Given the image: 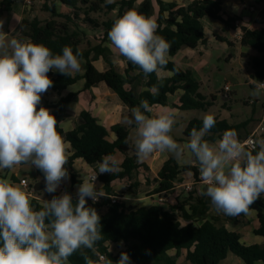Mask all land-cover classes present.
<instances>
[{"label":"trees","instance_id":"1","mask_svg":"<svg viewBox=\"0 0 264 264\" xmlns=\"http://www.w3.org/2000/svg\"><path fill=\"white\" fill-rule=\"evenodd\" d=\"M44 1V9L51 12L52 18L47 20L24 18L21 22V34L28 39L27 42L47 46L54 55L62 54L63 47L70 46L74 53L77 50L81 53L80 59H86L83 75L73 74L67 77L54 70L50 71L48 76L53 81V87L48 91L60 92L84 78L85 88L105 82L130 109L139 106L141 101H147L149 106L166 105L169 102V95L179 89L184 91L180 97V107L184 110H206L217 100L216 94L210 96L204 94L201 91L202 84L194 79L192 72L181 69L171 57L183 47L196 48L207 42L202 21L205 16L222 20L226 27H234L236 17L228 16L225 19L222 16L223 0H192L186 5L158 0L160 9L157 17V34L170 45L168 62L162 69L171 71L173 73L171 76H160L156 72L145 76L137 65L128 60L124 72H119L108 58L111 51L107 46L102 43L92 45L88 42V48H81L86 33L75 23V19H79V11L83 13L84 21L89 25L105 28L103 39L106 40L115 19L121 16L125 8H132L136 0H118L113 3H107L106 0H59L73 8L72 16L59 13L54 5L46 4L49 0ZM14 2L15 0H3L0 11H11ZM254 2L261 5L259 17L264 20L262 0H254ZM140 9L144 16L150 17L154 13L153 0H144ZM114 10L117 11L116 16L107 20L100 21L92 15L96 12ZM57 17H63L65 20L61 21ZM216 37L226 39L219 35ZM226 40L233 45L232 41ZM240 43L243 46L254 48L259 53L251 59L252 77L258 81L264 80V27L256 29L243 27ZM101 55L107 58L109 64L105 71H100L93 64V61ZM153 89L158 91L154 93ZM46 93L42 95L41 106L49 109L58 121L62 110L75 94L69 93L57 103H52L46 97ZM81 115L83 122L72 130L65 131L59 121L57 124L58 133L70 143L73 150L72 154H68L65 166L68 172H73L72 165L76 158H83L93 165L100 162L104 156L114 155L118 150L125 153L126 158L122 164H117L118 167L114 172L99 174V180L103 183L105 190L100 201L94 203L91 199L87 200L86 206L95 208L101 217L103 238L97 241L94 246L95 251L85 248L77 250L69 257V264H86L85 256L90 257L97 264L98 253L106 254L107 259L115 264L122 252L128 253L131 264H148L149 262L178 264L177 257L180 256L182 250H186V260L190 264H220L229 253L237 255L246 264L264 261V244H245L241 233L229 229L221 222V217H209L210 199L201 194L206 190L207 185L199 189L195 187L181 190L177 204L168 208L160 204L135 207L121 200L113 201V197L124 194L116 193L112 187V181L127 176L131 183L126 193L134 194L141 184L138 179L140 167L147 171L150 168L147 164L137 160L135 147L131 145L129 139L130 131L123 124L118 123L111 126L110 130L116 134V139L111 141L108 138L110 130L96 117L89 111H83ZM215 121V126L204 137L207 142L215 141L225 132L234 131L237 134L241 127L247 125V122L230 124L227 120L218 117H215ZM202 122L203 119H192L185 134L190 136L193 128L199 130ZM250 151L255 154L259 151V147ZM183 170L193 171L196 183L201 182L200 172L196 166L186 165ZM96 171H98L97 166ZM180 173L181 169L176 158L170 157L158 173L159 186L155 191L161 194H172L176 189L175 182L182 181ZM72 181L76 183L74 175ZM147 181L150 179L147 178ZM70 194L75 202L78 196L72 192ZM31 206L35 211L43 207L36 200H32ZM104 206H107L105 212L102 210ZM252 209L257 212L259 220V227L254 231L264 236V194L250 206V210ZM183 220H186V223H183ZM121 241L125 244V248L113 254L108 243ZM171 250L176 252L175 256L170 254ZM148 252L150 254H147Z\"/></svg>","mask_w":264,"mask_h":264},{"label":"clouds","instance_id":"2","mask_svg":"<svg viewBox=\"0 0 264 264\" xmlns=\"http://www.w3.org/2000/svg\"><path fill=\"white\" fill-rule=\"evenodd\" d=\"M2 28L0 23V169L30 164L43 173L45 191L55 193L69 179L65 166L70 143L58 133V121L41 106V99L53 87L48 73L54 70L71 77L81 70V53L65 46L62 54L54 55L43 44L7 39ZM157 28L154 19L129 10L115 19L107 35L115 52L148 76L168 62L170 45L157 34ZM262 90L264 83L253 95ZM149 112L147 101L131 109L137 160L143 161L155 151L185 162L194 158L207 185L201 194L210 199L216 212L231 217L249 214L250 206L264 194V139L257 141L259 151L255 154L246 151L234 131L225 132L210 145L204 137L216 121L212 114H205L202 127L193 128L188 142L181 145L170 135L174 114H145ZM97 167L99 174H105L114 172L118 165L113 157L104 156ZM97 176L80 183L75 202L65 192L44 200L39 211L33 210L22 188L0 178V264H69V257L77 250L95 251L97 241L103 238L101 217L86 204L88 199L94 203L99 199ZM131 199L130 195L124 197ZM84 259L86 264H96L88 256ZM100 259L113 264L105 257ZM115 264H131V258L122 252Z\"/></svg>","mask_w":264,"mask_h":264},{"label":"crops","instance_id":"3","mask_svg":"<svg viewBox=\"0 0 264 264\" xmlns=\"http://www.w3.org/2000/svg\"><path fill=\"white\" fill-rule=\"evenodd\" d=\"M116 1L118 0H114V2ZM143 1L144 0H136L132 8H125L123 10L121 16L129 10H134L138 14L144 16L140 9V5ZM162 1L165 3L176 2L178 5H186L192 0ZM2 2L3 0H0V8ZM44 4V0H15L11 11L1 10L0 23L3 24V34L10 39H17L27 42L28 39L21 34V22L24 18H39L41 20L51 19L52 14L50 11L44 9ZM46 4H48V6L54 5L56 10L61 14L69 16L73 15V8L59 0H49ZM262 4H264V0H262ZM153 5L154 13L150 16V18L154 19L157 23V17L160 9L158 0H153ZM252 6L260 10L261 5H257L254 0H247L245 2L241 0H223L222 16L225 19L228 16L236 17V19H242L244 21V27L250 29L264 27V20L259 17V12H253L250 9ZM114 12L117 11L114 10L113 13ZM57 18L60 19L62 17ZM202 21L207 42L205 44L198 45L196 48L183 47L174 56H172L171 59H173L181 69L190 70L192 72L194 79L202 84L201 91L204 94L207 96L212 94L217 95L218 98L212 105V107H216V110L213 114L214 117L225 119L230 124L247 122L246 126H243L238 130V133L236 134V138L238 140H244L254 134L257 141L264 139V132L260 131V127L264 125V101L260 97L250 94L245 103L247 105H254V109L251 117L247 118H241L239 111L235 112L236 109L233 107L234 96L237 94L236 86L240 87L245 84L256 90V87L254 86L255 79L252 77L253 66L251 59L252 57L259 55V53L252 47L241 45V36H238L235 27H226L222 20L213 19L209 16L203 17ZM100 28L99 29L105 33V28ZM216 35L222 36L223 38L232 41L233 45H230L226 39H218ZM98 41L99 42L97 43H101V40ZM102 44L110 49L111 53L108 55V58L113 62L116 69L119 72H124L127 66V59L123 56H119L118 53L115 52L113 46H111V43L108 40V37L102 42ZM217 49L222 52V55L218 58L219 63L221 60H224L226 65H228L227 67L230 69L227 68L226 70L227 76L222 87L220 89H215L214 91L212 80L215 74H219L223 70V67H220V65L217 67V71H215L214 65H212V59L215 52H217ZM80 63H82L81 70L74 74H84L86 59L81 58ZM93 64L100 71H105L109 67L107 58H104L102 55L98 59L94 60ZM158 74L160 76H171L173 73L169 70L161 69ZM226 84H229L231 87L229 92L224 90ZM204 87L207 88L208 91H204ZM183 92L184 91L182 89L177 90L174 94L169 95L168 104L151 105V112L146 113V115H155L172 112L174 114V124L170 135L178 144L181 145L187 143L190 138V136L185 134V130L189 122L194 118L203 119L204 115L208 114V109H182L180 107V97ZM69 93H74L75 95L66 104L60 116L58 117L59 124L65 131L72 130L80 125L83 122L81 115L82 112L89 111L101 124L107 127L108 130H110L111 126L114 124H123L129 129V139L131 145L134 146L136 139V129L135 125L132 126V123L130 122L131 109L121 101L119 96L113 90H111L105 82H101L90 88H85V79L81 78L75 84L70 85L68 88L60 92L53 90L48 91L46 93V97L50 102L57 103L62 97L68 95ZM223 135H221V137L217 138L215 141H208V143L210 145H215L216 141L222 139ZM205 136H207V134ZM108 138L111 141H114L116 139V134L110 130ZM245 149L246 151H250L246 147ZM68 153H73L71 145L68 149ZM172 156L173 155L170 153L155 151L148 158L140 161L147 164L150 170L147 171L143 167H140L138 179L140 180L141 184L138 191L134 194L126 193L131 183V180L127 176L112 181V187L116 193L124 194L123 196L118 197L119 200L135 207H149L153 204H160L168 208L169 206L177 204V198L180 195L181 190L192 189L195 187L199 189L201 188L202 184L203 186L206 185L202 180L200 183H196V178L193 171L183 170L184 166L193 165L196 166L199 171V164L194 158H192L190 162L176 159L181 169L180 177L182 181L175 182L176 189L172 194H161L160 192H156L155 189L159 186V181L157 180L158 173L163 167L164 163ZM111 157H113L117 161V164L120 165L124 162L126 154L118 150ZM72 167L73 172H68L69 179L63 181L55 193H47L45 191V182H43L44 185L41 190H35L32 195L28 196L30 202H32V200H36L43 205L44 200H51L53 196H58L57 192L62 188H65L69 190V192L77 195L78 186L84 180H91V175L96 172V166L87 163L83 158H76ZM29 173L34 176L33 179L29 176ZM73 175L75 177L76 183H73L72 181ZM0 178H6L14 186H19L21 188L20 182L22 179L26 178L32 185H34L35 182H41V179H44V175L40 170L32 167L30 164H20L12 169H0ZM147 178H149L150 181H147ZM95 186L97 193H105L103 183L100 180L95 181ZM125 195H130L132 199L127 201L124 200ZM161 196L164 198L163 201H160L159 199ZM104 207H106L107 210V206ZM208 214L209 217H221V222L224 223L229 229L236 230L241 233L242 241L245 244H264V236L258 235L254 231L259 227V220L255 210H249V214L247 215L242 214L236 217H231L222 213H217L210 204ZM183 223H186V220H183ZM108 244L110 246V244H121V242H110ZM170 254L175 256L176 252L171 250ZM181 258L189 263L186 260V250H182L180 256L177 257L178 264L181 263ZM220 264L246 263L240 258L232 256V253H229L228 256L220 262Z\"/></svg>","mask_w":264,"mask_h":264},{"label":"rangeland","instance_id":"4","mask_svg":"<svg viewBox=\"0 0 264 264\" xmlns=\"http://www.w3.org/2000/svg\"><path fill=\"white\" fill-rule=\"evenodd\" d=\"M79 12H80L79 19H75V23L78 24L80 26V29L86 33V37H85L84 43L81 45V48H83V49L88 48V42H90V44L94 45V44H98L97 43V42H99L98 40H101V43H102L104 41V39H103L104 38L103 37L104 32L102 30H100L101 28L99 29V28L93 27V26L89 25L88 23H86L84 21L83 13L81 11H79ZM115 14H116V12L113 13V11H111V12L110 11H103L100 13L99 12L93 13L92 15L97 17L101 21V20H107L108 18H114L116 16ZM59 20L64 21L65 18L62 17ZM72 25L74 27V23H72ZM93 33H94V35H93ZM216 51L217 52H215L214 57L212 59V65H214L215 71H217V67H219L220 65H221L220 67H223V70L219 74H215V76L212 80V82H213L212 86L214 87V91H215V89H220L222 87V85L224 84L226 76H227L226 70H227V68H229V67H227L228 65H226L224 60H221L220 63H222V64L219 63L218 58H219V56L222 55V52L219 49H217ZM81 66H82V63H81ZM204 88H203L204 91H208L207 88H205V89ZM236 89H237V94L234 96V100H233V107H234V109H236L235 112L239 111L241 118L251 117L253 109H254V105H251V104L247 105L245 103V101H246V99H248V96L250 94H253L255 89H252L249 85H245V84L240 86V87L236 86ZM255 96L260 97L264 101V91H261V93L259 95H255ZM207 109H208V114L213 115L214 111L216 110V107L211 106ZM256 141H257V139H256ZM29 176L32 179L34 177L30 173H29ZM41 182H45L44 179H41ZM202 187H203V184L201 185V188ZM102 210L105 211L106 207H104ZM124 248H125V244H123V243L122 244H110V251L113 254L118 253L120 250H122ZM232 256H236L237 258H240L233 253H232ZM180 260H181L180 264H189L186 261H184L183 258H181ZM102 264H104V263H102ZM148 264H153V262H149Z\"/></svg>","mask_w":264,"mask_h":264},{"label":"built area","instance_id":"5","mask_svg":"<svg viewBox=\"0 0 264 264\" xmlns=\"http://www.w3.org/2000/svg\"><path fill=\"white\" fill-rule=\"evenodd\" d=\"M250 9H251L253 12H255V11L259 12V11H260V10L256 9L255 7H253V6H252ZM234 27H235V29L237 30L238 36H241V37H242V35H243L244 21H243L242 19H236V21H235V23H234ZM261 83H264V80H262V81L255 80V82H254V86L257 88ZM230 89H231L230 85H229V84H226L225 87H224V90H225L226 92H229ZM262 91H264V90H262ZM257 131H258V130H257ZM260 131L264 132V125H262V126L260 127ZM239 141H240V142H241V143H242V144H243L248 150H254V149L257 148V141H256V138H255V134L252 135V136H250V137H248V138H246V139H244V140H239ZM94 175H98L96 181H99V173H98V171L94 172V173L91 175V177L94 176ZM200 179L202 180L201 176H200ZM20 185H21V188L26 192V194H27L28 196L32 195V194L34 193V191H35V189H34V187L32 186V184H31L26 178H24V179L21 180ZM65 192H67V193L70 194L69 190H67V189H65V188H62V189L58 190L57 193H58V196H59V195L65 193ZM97 194H98V197H99V199H98L97 201H100V199H101L100 197L103 196V194H99V193H97ZM159 199H160V201H163V200H164V198H163L162 196H161ZM115 200H119V198H118V197H113V201H115ZM98 256H99V261H98L97 264H102V263H104V261L101 260L100 257H105V258H107V255L104 254V253H98Z\"/></svg>","mask_w":264,"mask_h":264},{"label":"water","instance_id":"6","mask_svg":"<svg viewBox=\"0 0 264 264\" xmlns=\"http://www.w3.org/2000/svg\"><path fill=\"white\" fill-rule=\"evenodd\" d=\"M7 39H10L9 37H6ZM94 166H97V163L93 164ZM43 182H35L34 183V189L36 191L41 190L43 188Z\"/></svg>","mask_w":264,"mask_h":264}]
</instances>
